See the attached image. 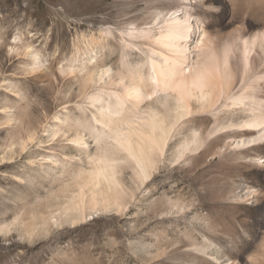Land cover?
<instances>
[{"label":"rangeland","instance_id":"obj_1","mask_svg":"<svg viewBox=\"0 0 264 264\" xmlns=\"http://www.w3.org/2000/svg\"><path fill=\"white\" fill-rule=\"evenodd\" d=\"M170 2L179 0H0V227L11 228L0 233V264H223L227 251L238 252L230 235L239 229L248 237L241 221L253 222L258 206L228 193L248 192L236 176L242 169L264 181L263 162L237 158L233 148L223 158L204 147L175 157L193 128L205 131L207 114L173 137L147 182H136L124 163L119 206L27 232L59 191L54 177L63 163L89 167L88 153L98 149L92 130L76 126L96 110L84 92L86 73L111 66L118 76L124 62L146 61L151 46L137 31ZM214 3L221 8L206 13L209 29L232 31L220 0ZM79 132L87 148L72 141ZM207 244L208 255L200 250Z\"/></svg>","mask_w":264,"mask_h":264},{"label":"bare ground","instance_id":"obj_2","mask_svg":"<svg viewBox=\"0 0 264 264\" xmlns=\"http://www.w3.org/2000/svg\"><path fill=\"white\" fill-rule=\"evenodd\" d=\"M214 1L170 2L167 7L154 11L153 23L137 31L151 46L152 54L146 56V61L124 62L127 71L119 72L118 76L111 66L86 73L84 92L96 110H92V121L77 119L76 126L92 130L98 149L88 153L89 167L81 166L75 171L76 164L69 167L70 162L66 161L62 172H55L54 181L62 185L59 191L53 192L45 214L36 216L34 227L27 231L29 234L39 224L75 223L90 214L119 206L118 201L124 194L121 178L124 163L133 165L136 182H147L158 158L166 154L170 141L187 124H196L198 114L209 115V123L203 133L193 128L180 142L176 158L203 147L206 153L223 158L233 148L235 157L264 164V0H220L222 12L227 13L229 20L226 26L233 30L220 29L213 34L206 13L221 8ZM193 33L198 38L190 45ZM94 59L96 56H91L89 62L94 63ZM209 60L220 71L213 74L212 86L201 91L194 86L193 70ZM40 62L36 55L35 63ZM165 62L177 67L183 65L189 89L182 99L177 93L164 94L159 90L153 96L152 86L141 84L152 74L153 65L158 67ZM89 67L90 64H85L82 70ZM74 136L72 141L88 147L85 134L79 132ZM51 162L59 167L58 159ZM66 170L70 174L75 172V176L66 178ZM236 176L244 178L248 192L238 193L233 187L228 194L234 193L231 198L252 199L258 207L253 222L241 221L248 237L239 229L236 236L230 235L238 252L227 251L222 262L264 264V181L252 179L243 169ZM9 231L10 225L0 227V233ZM207 237L209 242L215 241ZM218 245L223 246L220 242ZM210 248L211 244H207L200 250L208 255ZM213 257L219 261L222 258Z\"/></svg>","mask_w":264,"mask_h":264},{"label":"snow or ice","instance_id":"obj_3","mask_svg":"<svg viewBox=\"0 0 264 264\" xmlns=\"http://www.w3.org/2000/svg\"><path fill=\"white\" fill-rule=\"evenodd\" d=\"M219 71V67L210 62V60L205 61V64L201 65L199 69L193 70L195 74L194 86H198L201 91L205 87H211L213 74L219 73ZM145 83L152 86L153 96L157 95V90H159L164 94L168 92L177 93L178 97L182 99L183 95L189 89L187 74L184 72L182 64L179 67L166 62L161 63L158 67L153 65L152 74L141 81L142 85ZM148 98L151 99V97Z\"/></svg>","mask_w":264,"mask_h":264}]
</instances>
